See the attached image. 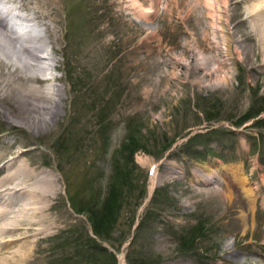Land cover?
I'll return each instance as SVG.
<instances>
[{
    "label": "rangeland",
    "instance_id": "obj_1",
    "mask_svg": "<svg viewBox=\"0 0 264 264\" xmlns=\"http://www.w3.org/2000/svg\"><path fill=\"white\" fill-rule=\"evenodd\" d=\"M226 1L230 41L224 0H58L55 117L33 127L0 101V153L19 155L0 179L23 162L59 189L39 201L42 230L5 235L19 264H264V0ZM0 54V80L26 71Z\"/></svg>",
    "mask_w": 264,
    "mask_h": 264
},
{
    "label": "bare ground",
    "instance_id": "obj_2",
    "mask_svg": "<svg viewBox=\"0 0 264 264\" xmlns=\"http://www.w3.org/2000/svg\"><path fill=\"white\" fill-rule=\"evenodd\" d=\"M57 3L58 0H0V50L8 57L15 56L17 58L16 60L18 61L19 66L21 64L26 69V71H23V73L20 72L14 78L8 77L6 79L5 77L4 80H0V101L2 102L3 100H9L10 103H12V105H14L18 111L22 112V114L26 116L25 119H27V122H29L33 127H37V125L39 127L42 126V128L44 125L45 127H47L48 123L53 120L55 114L57 113V101H63L64 99V96H62L61 94V88L59 86H50L51 80L61 81L60 76L49 72L52 68H60L58 59L55 56L58 53L57 51H59V47L56 45L60 43V33L56 29V27L58 28L59 26L55 24V20H57L55 13L59 14V7H57L59 5H57ZM262 4L263 1L261 2V4H256L257 6H253L254 8L251 9L252 15L258 14L259 16L264 13V4L263 6ZM220 8L223 17L222 29L223 31L227 32V39L230 41L232 34L230 36V25L228 22V16L230 15H228L227 12L226 0H224L223 3H220ZM22 12H25V14H23ZM261 18L262 17L256 20V31L258 35L261 33V36L259 37L264 40V19ZM46 19L53 20L55 25L53 26L51 22L48 23L47 21L49 20ZM34 20H37L38 25L42 27V33L40 31L35 32L32 30L31 21ZM57 21H59V19ZM50 45H52V48L54 49L52 50L54 51V55L52 52V54L47 56L46 50L47 47H50ZM19 66H17V68ZM5 73L1 69L0 78L1 76L5 75ZM228 76H226L225 74H223L222 76L218 75V82L222 85L229 83L230 76ZM10 154L12 155L8 157L7 152L0 153V160L3 158L4 161L1 162L2 164H0V174L2 172H5V169H9L7 167L13 165L14 161L12 160H16V158H18L19 156L17 155V149H14ZM16 168L17 169H15L14 167L15 172L13 174L11 173V171V174H7L5 176L3 175L0 179V264H19L20 262H27L29 256H27L28 252L25 250L23 245H19V247L16 249L11 248L4 250V247L6 248L5 245L11 243L6 242L7 240L5 239V235L7 234L9 238H12V236L26 234L27 231L34 230V227L37 224L39 225L37 229L42 230V223H40L39 220H41V217H43V206L39 205V201L42 198L46 199V197H53V195L56 194L57 190H59L57 189V178L46 177L44 180H37L35 181V183H30L29 180L36 177L37 170L30 166L28 168L25 167L23 162ZM222 168L225 171H228L230 169V167L225 165H221V169ZM10 169H13V167H11ZM231 169L235 175V181L241 184L243 192L246 193V197L248 198V201H250L251 207L256 208L258 203L257 190H255V188L250 185L248 178L243 175L244 171L241 167L232 166ZM156 170L157 168H155L154 173ZM18 173L22 174L23 177H19ZM155 178L156 176L153 177V181L155 180ZM28 187H30L31 189H27ZM209 191L210 190L208 189L204 192L207 193ZM24 192L29 195L27 197L28 200L20 203L17 214L15 213V215H13L11 213L13 216L10 217V219L5 220L4 215H8V212L14 209H12L11 206L17 204L16 202L20 200V197H23L22 195L24 194ZM231 200L229 201L231 202ZM32 213L34 216H31ZM246 215L247 214H245V212L242 213V216L244 218L247 217ZM38 216L40 218L35 220V218ZM47 224L49 225V223ZM16 227H21L20 233L22 234H17ZM45 231L46 230H44V232ZM38 233H40V231ZM28 240L30 241L31 239ZM226 247L229 248L228 245Z\"/></svg>",
    "mask_w": 264,
    "mask_h": 264
}]
</instances>
